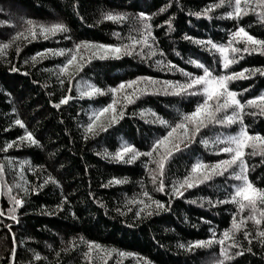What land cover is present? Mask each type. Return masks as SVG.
I'll list each match as a JSON object with an SVG mask.
<instances>
[{"label":"trees","instance_id":"obj_1","mask_svg":"<svg viewBox=\"0 0 264 264\" xmlns=\"http://www.w3.org/2000/svg\"><path fill=\"white\" fill-rule=\"evenodd\" d=\"M215 3L219 0H0V44H7L0 49V148L9 141L19 144V147L0 151V166L3 167L0 210L7 212L14 206L10 197L24 201L15 212L18 223L7 216L0 217V264H13L9 259L13 239L3 227L5 224L11 225L15 233L14 264H87L83 253L88 249V241L98 243L102 249L100 252L94 249L90 254L92 264H216L217 260L222 264H264V243L259 238L253 239L258 230L264 229V220L258 229L247 219L239 229L230 231L223 246L218 243L221 234L232 228V213L237 212L234 203H217L230 199L231 186L241 183L232 175L234 170H239L236 165L223 176H213L193 188L181 189L183 196L171 194L172 187L188 175L196 160L211 164L228 159V154L217 151L226 145L214 141L236 134L241 127L239 122L208 124L187 149L174 153L165 164L164 192L157 190L159 174L156 175L155 160L159 156L155 153L148 170L144 166L148 157L140 156L127 164L114 156L120 147L127 145L147 151L155 138L170 130L167 125L154 123L156 117L174 126L182 114L193 111L196 102L203 100L202 94L166 95L157 91L159 85H156L150 92L130 96L132 103H126L123 96L133 92L129 88L116 96L117 115L124 105L123 118L118 123L110 125L113 113L109 112L102 114L94 125L98 129L103 124L107 131H97L93 135L86 130L91 114L112 102L108 89L121 81L139 76L161 82H184L187 78L179 71L168 70L167 61L195 75L202 74V69L188 63L190 59L204 63L214 75L264 69V51L229 52L230 58L234 55L243 58L236 59L228 68H221L218 52L210 54L204 46L184 39L187 35L226 43L228 32L234 31L238 24L249 34L264 40V16L260 14L264 9H257L256 0H252L247 14L238 20L223 15L231 10L227 2L209 12L211 19L193 15ZM140 12L150 17L148 22L155 37L151 48L137 45L133 55L121 54L119 59L112 55L105 59L92 58L77 71L79 57L87 59L96 51L82 48L77 52L78 60L69 65L64 74L57 66L65 62L68 53H47L43 58L32 59L44 49H71L80 41L130 44L131 38L139 39L140 36ZM107 13L122 14L124 18L106 20L103 16ZM28 20L33 22L36 39L27 32ZM165 21L171 24V31ZM56 23L63 24L68 31L44 39L36 27ZM65 36L70 39H64ZM234 46L243 49L244 42ZM158 60L161 63L158 64ZM12 68L18 71H11ZM244 75L246 79L228 82L229 89L237 92L241 103L264 92V75L258 72L254 75L245 72ZM78 83L81 91L94 85L104 92L91 98L81 97ZM138 87L144 88V82ZM65 93L72 99L59 108L54 107ZM242 111L249 134L264 136V115L259 114L260 109L245 106ZM231 112L229 108L217 116L222 118ZM252 112L257 115H251ZM17 118L24 128L14 124ZM25 130L39 143L16 140ZM202 139L208 143H200ZM160 152H164L163 147ZM244 160L248 180L254 187L264 189V143L249 141L244 148ZM153 176L156 183H153ZM49 177L55 182L49 181L39 187ZM113 178L124 182L110 183ZM144 192L164 207L158 208L151 203L143 196ZM141 200L144 204L139 203ZM145 204L150 214H144ZM257 208H264V204L258 203ZM137 211L141 214L136 215ZM250 211L246 207L243 212H237L235 219L239 221L249 216ZM245 231L249 233L248 239L244 238ZM194 241L212 242L195 246ZM221 247L230 259L221 257ZM34 253L39 259H33Z\"/></svg>","mask_w":264,"mask_h":264},{"label":"snow or ice","instance_id":"obj_2","mask_svg":"<svg viewBox=\"0 0 264 264\" xmlns=\"http://www.w3.org/2000/svg\"><path fill=\"white\" fill-rule=\"evenodd\" d=\"M225 2H227L228 7L231 9L225 12L223 15L229 19L238 20L240 16L247 14L252 0H219V3L208 5L205 9L201 11H197L193 13V15L200 17L201 15L211 19L209 16V12L216 7L222 6ZM257 9H264V0H256ZM260 14L264 16V11H261ZM140 18V36L139 39L131 38L130 44H95L89 41H80L73 45L71 49H44L43 52H38L32 59H35L36 56H40L43 58L44 54L51 53L52 55H65L68 53V58L61 65H58L59 72L61 74L65 73V70L69 67V65H73L74 62L78 60L77 52L80 49H95L96 51L92 52L91 55L85 59L83 56L79 57V63L76 65V70L79 71L83 68L85 63L90 62L92 58L105 59L108 55L114 56V58L119 59L120 55H133L134 49L137 45L144 46L148 45L150 48L155 44V37L152 33V25L148 22L150 17L148 14L144 12L138 13ZM106 20L119 21L124 17L122 14H111L107 13L103 16ZM169 25V31H171V24L169 21H165ZM28 28L27 32L31 35L32 39L37 38L36 31L34 30L33 22L31 20L27 21ZM39 34L44 37V39H48L49 36H53L58 32H67L68 29L61 23L52 24L50 26L38 25ZM156 27H160V25H156ZM17 36H20L21 33H16ZM114 35H119L118 33H114ZM228 39L226 43H216L213 42L210 38L207 40L196 39L193 37H189L187 35L184 36V39L192 40V42L199 44L205 47V50L209 51L212 54L213 51L218 52L220 55L219 63L221 68H228L230 64L236 62V59L243 58L242 55H234L232 58L228 56V53L231 52L233 54H241V53H249L253 51H264V40L258 39L253 35L249 34L243 27L238 24L235 26L234 31H229ZM64 39H70V37L65 36ZM151 41V44L149 43ZM243 41L244 47L243 49L237 48L234 46L235 43H239ZM251 46V47H250ZM7 44H0V49L6 48ZM17 53H19V48H17ZM161 56L164 55L163 51H161ZM179 55V53H177ZM157 63H161V61H157ZM188 63L194 65L196 68L202 69V74L195 75L192 72H187L183 68H178L171 61H167V66L169 71H179L183 76L187 79L184 82L172 81V80H164L157 81L152 77H136L134 80L121 81L115 87H111L108 89L112 93V102L108 103L106 106H101L95 110L91 114L95 119H91L90 122L86 125V130L93 135L98 132L107 131V126L100 124L98 129L94 127L97 124V121L101 117L102 114L105 113H113L110 120V125H114L118 123V120L123 118V107L121 106L119 109L118 115L117 109L114 108V104L118 103L116 96L117 93H125L127 89L132 88L133 92L128 93L123 96V99L126 103H132V100L129 98L130 96H135L137 92H150L153 90V87L159 85L157 91H161L166 95H176V96H200L202 94L203 100H198L195 104L194 110L184 113L180 116V120L175 123L174 126L168 125V122L160 117H156V120L153 122H158L161 125H167L170 130L167 131V134L161 136L159 138H155L153 142L150 144L149 148L145 152H141L136 149L132 145L122 146L120 147L116 153L114 154L115 158L127 163L132 164L136 159L140 156L148 157L149 160L144 162L145 170H148V163L152 162L154 153L156 156H159V159L155 160L156 168L159 172V187L158 191H165V182H164V173H165V164L173 156L174 153L180 152L183 149H187L190 144H192L197 137V134L200 133L202 128L207 127L208 124H219V125H231L233 123L239 122L241 127L239 131L234 135H227L223 137L221 141L219 138L214 141V143H223L226 146H222L218 148V153H226L228 154V159L217 160L215 163L205 164L203 161L196 160L192 163L191 168L188 172V175L183 177L182 181L177 182L172 187V196H183V191L181 189L187 190L197 186L198 184L203 183L204 181L211 180L213 176H223L225 172L228 171L233 165L239 169L238 171H233L232 175L236 180L241 181L239 185H233L232 191L229 194L230 199L227 200H218L217 203L224 204L226 202L234 203L237 206V212H243L247 207L249 208L250 214L247 217H241L239 221L235 219L237 212H233V220H232V228L226 229L220 236L218 243L220 245H224L225 240L229 237L230 231L234 229H239L243 222L247 219H251L254 224L258 227L261 225L262 220H264V208H257V204H264V189H258L254 187V185L248 180L246 175V164L244 160V148L248 145L249 141H260L264 143V136H261L259 133L249 134L246 130V126L243 123L242 115L243 109L245 106H256L260 109L259 114L264 115V92L260 95L252 97L248 100H245L243 103L239 99H237V92L230 90L228 87V82L234 79H246L247 77L244 75L245 72H250V74H256L257 72L260 75H264V69H242L240 72H230L228 74H219L214 75L209 67L205 66L204 63L200 62L197 59H190ZM11 71H18L16 68H12ZM144 82L145 87L140 89L139 83ZM60 83L63 84V80H60ZM69 91H71V80H69ZM77 91L81 97H93L98 94H103L104 90L98 88L94 85H88L86 91H81L79 87V83L77 84ZM245 91H247L245 89ZM70 99L67 93L62 95L59 100V103L55 104L54 107L59 108L60 105L66 104ZM210 101L212 103H210ZM222 101V102H221ZM259 102V103H257ZM231 108V114H225L223 117H218L217 113L222 112ZM14 111V110H13ZM155 116V113H153ZM251 115H257L256 112H252ZM14 124L24 128V124L20 119H15ZM183 130L176 135L178 130ZM7 131V129H5ZM18 141H27L31 144H38L39 142L35 139L31 132L27 130L24 131L23 136L17 137ZM200 143L207 144L206 140H200ZM19 147V144L16 141H9L4 144L0 151H7L10 147ZM164 148V152H160V148ZM0 174H3V167L0 166ZM49 181H53L52 177H49L48 180H45L39 187H43L44 184ZM123 180H118L113 178L110 183H123ZM153 183H156V177L153 176ZM36 189H33L35 191ZM91 195V193H89ZM143 196L148 197L151 203H155L158 208H163L164 204L160 201H152L151 197L147 192L143 193ZM13 207H9L7 212L0 210V217L7 216L13 221L18 223L17 216L15 214L16 209L21 207L24 203L23 200L17 199L15 197H10ZM246 202V203H245ZM140 204H144V201H139ZM145 211L144 214H150L147 211L148 205H144ZM257 212L259 216H257ZM140 211L136 212V215H140ZM9 233L12 235L13 245L14 247L10 250L9 259L11 261H15L16 257V248H15V233H12L11 225H3ZM215 235V234H214ZM249 233L247 231L244 232V238L248 239ZM259 238L261 243H264V229L258 230L257 234L253 239ZM212 241H194L193 245L195 246H203ZM88 249L83 253V259L86 260L87 264H92L91 253L95 249L97 252L102 251L101 246L94 242L88 241ZM251 243V241H249ZM192 245H190L191 247ZM183 247V245H181ZM248 251H251L249 248ZM240 253H237L239 255ZM105 255H108L105 252ZM118 255H124V253H118ZM220 255L223 259H230V257L224 254V248L221 247ZM33 259H39V255L34 253ZM106 264V262H105ZM147 264V262H146ZM216 264H222L220 260L216 261Z\"/></svg>","mask_w":264,"mask_h":264},{"label":"rangeland","instance_id":"obj_3","mask_svg":"<svg viewBox=\"0 0 264 264\" xmlns=\"http://www.w3.org/2000/svg\"><path fill=\"white\" fill-rule=\"evenodd\" d=\"M158 174H159V172L157 171V172H156V175H158Z\"/></svg>","mask_w":264,"mask_h":264}]
</instances>
